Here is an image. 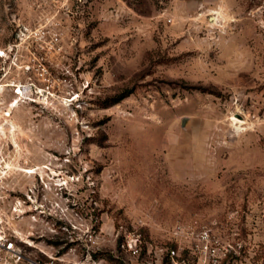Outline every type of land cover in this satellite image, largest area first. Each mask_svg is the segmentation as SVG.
Here are the masks:
<instances>
[{
  "label": "rangeland",
  "instance_id": "1",
  "mask_svg": "<svg viewBox=\"0 0 264 264\" xmlns=\"http://www.w3.org/2000/svg\"><path fill=\"white\" fill-rule=\"evenodd\" d=\"M10 44L32 90L0 216L28 257L196 264L174 229L204 225L264 264V0H0Z\"/></svg>",
  "mask_w": 264,
  "mask_h": 264
},
{
  "label": "built area",
  "instance_id": "2",
  "mask_svg": "<svg viewBox=\"0 0 264 264\" xmlns=\"http://www.w3.org/2000/svg\"><path fill=\"white\" fill-rule=\"evenodd\" d=\"M15 47L14 44L0 47V136L4 134L5 129L10 134L14 130V124L10 120L11 108L15 107L16 100L29 99V93L32 90L29 83L21 84L13 81L14 78L9 79V63L16 66L14 62L16 60ZM9 90H12L16 96L11 101L5 99V93ZM6 172L5 169L0 170V174ZM174 232L193 239L185 247L192 253H199L196 264H224L231 253L238 255L243 246L240 242L234 243V237L228 239V237L225 238V236L220 235L219 242L212 229L204 225L197 230L190 227L185 229V227L178 225ZM233 234L237 233L234 232ZM15 239L16 235L9 227L2 224L0 216V264H59L57 257L53 256L49 250L41 251L42 258L28 257L25 249L16 245ZM137 240L138 238H136ZM128 246L133 251H137L136 243L134 245L128 244ZM168 252L169 256L173 258L178 255V248L171 247Z\"/></svg>",
  "mask_w": 264,
  "mask_h": 264
},
{
  "label": "trees",
  "instance_id": "3",
  "mask_svg": "<svg viewBox=\"0 0 264 264\" xmlns=\"http://www.w3.org/2000/svg\"><path fill=\"white\" fill-rule=\"evenodd\" d=\"M122 97H119L117 100H119V99H121ZM116 100V101H117ZM57 244V243H56ZM63 250H64V247L63 248H61L59 251H58V254H60L61 252H63Z\"/></svg>",
  "mask_w": 264,
  "mask_h": 264
},
{
  "label": "bare ground",
  "instance_id": "4",
  "mask_svg": "<svg viewBox=\"0 0 264 264\" xmlns=\"http://www.w3.org/2000/svg\"><path fill=\"white\" fill-rule=\"evenodd\" d=\"M16 102L18 103V101H17V100L15 101V104H16ZM15 104H14V105H15Z\"/></svg>",
  "mask_w": 264,
  "mask_h": 264
}]
</instances>
